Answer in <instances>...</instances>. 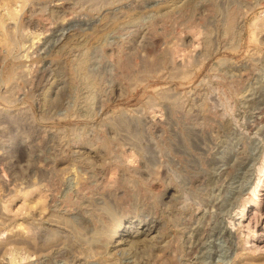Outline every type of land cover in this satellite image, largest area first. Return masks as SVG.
Instances as JSON below:
<instances>
[{"label": "rangeland", "instance_id": "374dc122", "mask_svg": "<svg viewBox=\"0 0 264 264\" xmlns=\"http://www.w3.org/2000/svg\"><path fill=\"white\" fill-rule=\"evenodd\" d=\"M261 232L264 0H0V264H264Z\"/></svg>", "mask_w": 264, "mask_h": 264}, {"label": "bare ground", "instance_id": "6f19581e", "mask_svg": "<svg viewBox=\"0 0 264 264\" xmlns=\"http://www.w3.org/2000/svg\"><path fill=\"white\" fill-rule=\"evenodd\" d=\"M98 4V3H97ZM241 18V17H240ZM241 22V21H240ZM239 21L237 22V23H240ZM236 23V24H237ZM237 28V27H236ZM238 31V30H237ZM240 32V31H239ZM237 33V32H236ZM239 36V35H238ZM239 39V38H238ZM139 40V39H138ZM206 51V50H205ZM207 52V51H206ZM209 53V52H208ZM203 54H204V52H203ZM205 55V54H204ZM209 55V54H208ZM208 55H206V56H208ZM82 65V64H81ZM83 67H85V66H83ZM88 74V73H87ZM85 76V75H84ZM115 206V205H114ZM56 216V215H55ZM245 215H242L241 217H244ZM232 229V228H231ZM231 229H230V231H231ZM233 230V229H232ZM259 236V237H262V236H264V232H261V233H259V234H257V233H255V236ZM261 239V238H260ZM250 240H249V238L246 240V242H249ZM248 246V245H247ZM263 247V246H262ZM258 248H260V245L259 244H254V246H253V249L254 250H257Z\"/></svg>", "mask_w": 264, "mask_h": 264}]
</instances>
